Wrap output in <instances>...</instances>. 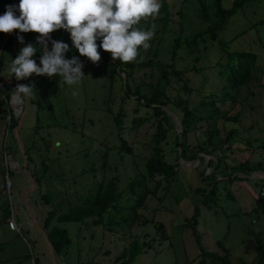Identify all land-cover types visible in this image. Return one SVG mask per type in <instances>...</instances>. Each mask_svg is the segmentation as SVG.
<instances>
[{"label": "rangeland", "instance_id": "rangeland-1", "mask_svg": "<svg viewBox=\"0 0 264 264\" xmlns=\"http://www.w3.org/2000/svg\"><path fill=\"white\" fill-rule=\"evenodd\" d=\"M4 1L0 0V14L5 8ZM9 1L13 6L18 4V0ZM232 1L222 0L223 8L230 7ZM165 2L171 12L172 30H177L180 21L186 35H189L211 26L215 21L212 0H203L210 23L200 20L199 6L193 0ZM158 16L159 14L142 20ZM144 25L140 22L138 27ZM155 26L153 24V37L149 48L141 49V58L151 57L150 54L158 43L160 36L154 33ZM11 33L0 56V87L7 85L6 90L12 92L17 84H31L34 93L30 97L17 94L21 100L17 115L10 109V98L5 104L1 102L5 111L0 113V264H113L131 237L144 244L142 251L131 264H195L198 248L190 229L183 225L184 220L191 217L195 205L199 209L198 225L195 229L202 247L208 251L226 253L234 262L252 261L254 247L257 243L264 242V213L257 210L255 203L257 196L264 193V187L259 190L257 183L247 181L224 183L219 190L217 208L208 211L200 205L201 194L196 193L200 187L208 189L199 178L203 166L194 169L196 164L190 167L179 164L180 168H176V175L171 182L162 183L155 195L147 196L138 211L140 216L137 222L129 231L131 237L126 233L123 236L117 235V230L114 231L111 226L93 225L90 220L77 223L52 221L51 224L64 230L68 238V243L60 251L52 249L46 237L47 229L43 230L46 212L53 207L60 214L68 212L72 207L81 205L92 194L101 178L102 155L106 147L110 149L119 144V133L112 118L122 107L128 113L126 119L129 120L134 103L131 100H126L125 103L121 101V82L116 80L112 88V100L106 104L109 80L107 69L101 63H92L85 57H79L71 48L68 34L60 29L48 35L51 39L69 45L66 58L75 55L82 62V73L85 77L79 84L69 86L64 84L62 78L55 76L48 78L30 74L19 81L7 76V70H4L7 59L15 58L19 49L29 43L22 35L23 44L17 43L16 35ZM171 36L163 37L161 46L169 44ZM236 36L235 41L229 43L228 49L256 54L258 59L255 73L259 78L237 92L231 91L237 101L235 106L231 101L219 104L222 109H230L231 115L238 113L236 122L225 124L226 130L235 129L237 134L230 150L226 152L224 163L229 166L244 161L251 165L260 162L264 164V0H250L246 3L242 11L228 20L218 38L230 41ZM213 43L215 42L209 40L206 42L210 57L207 64L212 63L211 55L217 51V46ZM107 58L111 60L110 54ZM32 59L38 63L35 55ZM186 77L190 79L192 87H200L201 79L198 76L187 74ZM45 83L48 90L45 95H41ZM207 89L211 90L213 86H207ZM39 97L42 101L38 109ZM48 103L52 106L53 117L46 108ZM107 105L110 106L111 113L107 112ZM10 118L20 122L16 133L20 144L15 139L13 129H9ZM154 131L152 121L142 125L136 132L124 130L125 140L134 155L133 160L127 155L125 165L133 173L137 171L136 168L143 170V158L149 152ZM193 137L194 133H191L190 143H195ZM172 138V133L169 132L167 141ZM162 146L167 154L166 159L174 164L175 154L171 146ZM28 149L35 161L34 165L29 166L31 175L25 167L24 153ZM4 152H8L11 161H8ZM115 152L116 150L107 155L105 178L123 172L122 168L120 171L115 169L116 165H121ZM42 160L48 170L40 185L36 186L33 178L42 175ZM9 162L13 165L16 163L15 167H11ZM124 176L123 174L122 178ZM255 176V179L261 177L259 174ZM148 186L152 189L154 182L148 181ZM226 191L231 198L225 196ZM44 195L50 199L49 204L41 198ZM6 207L9 217L3 224L2 210ZM28 208L37 226L31 221ZM105 216L106 220L108 215ZM10 217L14 218L18 231L8 229L7 221ZM217 242H221V246Z\"/></svg>", "mask_w": 264, "mask_h": 264}, {"label": "trees", "instance_id": "trees-1", "mask_svg": "<svg viewBox=\"0 0 264 264\" xmlns=\"http://www.w3.org/2000/svg\"><path fill=\"white\" fill-rule=\"evenodd\" d=\"M193 1L199 6L200 20L210 23L207 7L203 0ZM159 2V16L140 21L145 24L144 28H152L153 24H156L154 33L160 36L150 54L151 57L141 58L140 50L137 60L120 64L118 60H109L107 58L109 53L102 51L99 46L97 47L100 58L96 63H101V66L107 69L109 79L105 103L111 102L113 85L116 80H119L121 82L119 90L121 101L125 103L126 100H131L134 103V108L130 113L132 116L129 120L126 119L128 113L122 107L112 118L119 133V144L110 149L106 147L102 155L101 178L92 190V194L86 197L81 205L72 207L68 212L60 214L55 207L46 212L43 218V230L47 229L46 237L55 251H60L68 243V238L64 230L51 224L52 221L77 223L90 220L93 225L111 226L114 231L117 230V235L123 236L126 233L128 237H131L129 231L137 222L140 216L138 211L144 205L147 196L155 195L162 183H170L176 175V168H180L178 149H180V157L183 160L197 159L194 169L203 166L199 178L208 189L200 187L196 193L201 194L200 205L208 211L217 208L220 197L219 190L222 185L232 184L235 181H247L257 183L259 190L264 187V179H243L239 176V174L249 176L257 171L264 173L263 163L251 165L248 161H244L232 166L224 163V159L227 158L226 152L230 150L237 134L235 129L226 130L225 124L236 122L238 113L231 115L230 109H222L219 105L231 101L235 106L237 101L231 91L237 92L239 89L247 87L251 81L259 78L255 73L258 59L256 54L244 50L230 51L228 45L231 41H235L237 36L230 41L218 38L228 20L237 12L242 11L250 0H233L228 8H223L222 0H212L211 7L215 21L211 26L189 35H186L185 28L180 21L177 30H172L170 9L165 0H159ZM4 4L5 6L11 5V2L5 0ZM4 34L0 33V42ZM11 34L16 35L17 30ZM170 34L172 36L169 44L161 46L164 42L161 39ZM20 35L25 37L29 43L35 44V37L38 34L28 32L20 33ZM8 40L9 38L0 52V56L4 52ZM208 40L215 42L213 44L217 46L216 53L211 55L212 63L210 64H207V61L210 60L209 46L206 44ZM96 43L99 45V40ZM34 55L38 59L39 53ZM187 74L198 76L201 79L200 87H192L190 79L186 77ZM207 86H213V89L209 90ZM47 90L45 83L40 94L45 95ZM0 94H4L7 99L10 91H1ZM41 101L40 97L37 98L38 109ZM46 108L49 115L53 117L51 104L48 103ZM106 110L111 113L109 105ZM141 112L143 115H140ZM172 116L179 122L178 132L175 129ZM149 121H152L155 129L154 135L150 139L149 152L143 158V170L136 168L137 171L133 173L132 169L125 165V160L128 159L127 155H130L129 159L131 160L134 159V155H132V148L127 144L123 133L124 130L136 132ZM16 125L17 119L10 118L9 129L12 130ZM127 125L128 127H126ZM169 132L172 133L173 138L168 142ZM191 133H194L193 142L195 143L189 141ZM162 144L171 146V150L175 154L174 164L166 159L167 154L164 152ZM115 150L121 163V165H116L115 169L120 171L122 168L123 172L105 178L107 155ZM30 151L29 149L28 152L25 151L24 156L26 170L31 175L29 166L34 165L35 161L30 155L31 153L29 154ZM40 165L44 170L42 175L33 178L36 186L40 185L48 170V166L43 160L40 161ZM127 169L129 171L126 172ZM123 174L124 178H122ZM123 179L125 183L122 181ZM148 181L154 182L152 189L149 188ZM123 183L124 185L120 187V184ZM225 196L231 198L227 191ZM263 196L264 193L261 196L258 195L255 201L257 210L259 209L262 213H264ZM41 198L46 204L50 203V199L46 195ZM2 211L4 224L9 217V210L6 207ZM106 214L108 218L105 220ZM198 215L199 209L195 205L191 217L185 219L183 223L184 227L190 229L198 248L195 264H264V242H259L254 247L255 254L251 262H234L229 259L226 253L212 252L202 247L200 237L195 229L198 225ZM225 238L223 237V239ZM143 245L136 238L131 237L113 264H131L142 251ZM217 245L221 246V242H217Z\"/></svg>", "mask_w": 264, "mask_h": 264}, {"label": "clouds", "instance_id": "clouds-1", "mask_svg": "<svg viewBox=\"0 0 264 264\" xmlns=\"http://www.w3.org/2000/svg\"><path fill=\"white\" fill-rule=\"evenodd\" d=\"M159 9V0H18L15 6L6 5L0 14V33L17 30L20 44L24 42L20 33L38 35L35 44L24 45L15 58L7 59L4 70L17 81L34 74L77 85L85 77L78 56L95 63L100 58L98 46L120 64L137 60L139 51L148 49L153 37L151 27L137 25L143 18L158 15ZM57 29L68 34L78 56L65 57L69 45L48 35ZM37 53L38 63L32 59ZM12 92L24 97L34 93L31 84H17Z\"/></svg>", "mask_w": 264, "mask_h": 264}, {"label": "water", "instance_id": "water-1", "mask_svg": "<svg viewBox=\"0 0 264 264\" xmlns=\"http://www.w3.org/2000/svg\"><path fill=\"white\" fill-rule=\"evenodd\" d=\"M9 35H10V33H6V35L3 37L2 41L0 42V52H1V50L3 49V47H4V45H5V42L7 41ZM14 97H18V98H19V96H18L17 94H12V95L10 96V99H11V98H14ZM19 99H20V98H19ZM14 114H15V113H14ZM172 118H173V121H174L175 129H176V131L178 132L179 122H178V120H177L174 116H172ZM19 126H20V122L18 121V122H17V125L13 128V134H14V136H15V139H17L18 143L20 144V142H19V140H18V137H17V135H16ZM199 156H200V154L198 155V157H199ZM207 157H208V156H207ZM178 162H179L180 165H182V167H190V166H194V165L197 163V159H195V160H193V161H185V160H183V159L180 157V149H178ZM25 164H26V163H25ZM15 165H16V164H15ZM256 174H259V175L261 176L260 179H264V173H263V172H260V171L254 172V173H252V174L249 175V176H245V175H243V174H239V176H240L241 178H243V179H244V178H247V179H254V178H256V176H255ZM28 176H29L30 179H32L31 176H30L29 174H28ZM32 186L34 187V183H33V182H32ZM23 198H24V196H23ZM28 209H29V212H30V215H31V221L33 222V224H34L35 226H37L36 220H35L34 216L32 215V212H31L30 208H28ZM50 248H51V247H50Z\"/></svg>", "mask_w": 264, "mask_h": 264}, {"label": "built area", "instance_id": "built-area-1", "mask_svg": "<svg viewBox=\"0 0 264 264\" xmlns=\"http://www.w3.org/2000/svg\"><path fill=\"white\" fill-rule=\"evenodd\" d=\"M9 100H10V102H9L10 109H11V111H13L15 113V110L11 106V100H12V98L9 99ZM7 153L8 152H4V155H5L6 158H8V161H11V157ZM9 165L12 167L13 163L9 162ZM13 166L15 167V165H13ZM7 222H8V228H9V230H11V231H18V227H17V225H16L13 217H10V219H8Z\"/></svg>", "mask_w": 264, "mask_h": 264}, {"label": "crops", "instance_id": "crops-1", "mask_svg": "<svg viewBox=\"0 0 264 264\" xmlns=\"http://www.w3.org/2000/svg\"><path fill=\"white\" fill-rule=\"evenodd\" d=\"M0 78H2V77H0ZM0 81H2L1 79H0ZM4 83H5V80L3 81ZM6 86L7 85H2L1 87H0V92L1 91H6V92H8V91H10V90H6ZM12 95V92L10 91V94H9V97L6 99L5 97H4V94H0V113H2L3 111H5L4 109H5V107H3V103L5 104L6 102H7V100L10 98V96ZM1 102H3V103H1ZM7 111V110H6ZM8 112V111H7ZM9 113V112H8Z\"/></svg>", "mask_w": 264, "mask_h": 264}, {"label": "bare ground", "instance_id": "bare-ground-1", "mask_svg": "<svg viewBox=\"0 0 264 264\" xmlns=\"http://www.w3.org/2000/svg\"><path fill=\"white\" fill-rule=\"evenodd\" d=\"M19 98L18 97H14L11 100V106L15 110V114L16 115L20 112V102H21V100Z\"/></svg>", "mask_w": 264, "mask_h": 264}]
</instances>
